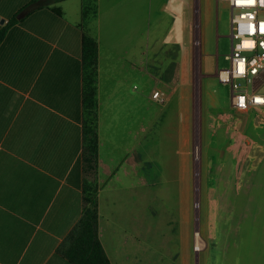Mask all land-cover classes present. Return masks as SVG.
Masks as SVG:
<instances>
[{"label":"rangeland","instance_id":"374dc122","mask_svg":"<svg viewBox=\"0 0 264 264\" xmlns=\"http://www.w3.org/2000/svg\"><path fill=\"white\" fill-rule=\"evenodd\" d=\"M132 15L137 157L121 164L102 193L112 196L104 219L122 225L115 240L108 233L112 264H264V119L252 126L255 142L244 156L245 115L230 105V84L215 75L229 66L230 7L223 0H137Z\"/></svg>","mask_w":264,"mask_h":264},{"label":"crops","instance_id":"0c3cea01","mask_svg":"<svg viewBox=\"0 0 264 264\" xmlns=\"http://www.w3.org/2000/svg\"><path fill=\"white\" fill-rule=\"evenodd\" d=\"M136 1L63 0L43 5V0H0V28L30 8L0 42V264H71L56 250L80 219L84 205L83 31L97 42L98 147L93 179L98 237L112 264L108 233L115 240L122 225L104 219L108 215L102 206L112 196L102 193L117 178L121 164L128 160L132 165L137 157L138 44L132 17ZM87 4L95 14L83 19ZM52 5L61 8V16L50 9ZM182 69L178 98L184 101L186 69ZM177 83L167 86L174 89ZM242 112L247 157L255 142L252 126H261L264 105ZM182 135L184 146L185 120ZM128 215L131 229L135 213L130 209ZM116 246L119 254V244L113 250Z\"/></svg>","mask_w":264,"mask_h":264},{"label":"trees","instance_id":"16d2710c","mask_svg":"<svg viewBox=\"0 0 264 264\" xmlns=\"http://www.w3.org/2000/svg\"><path fill=\"white\" fill-rule=\"evenodd\" d=\"M38 0H31L36 2ZM63 0H43V5H50ZM50 9L61 16L59 6ZM95 14V8L89 4L83 6L82 16L87 19ZM16 16L8 19L0 28V42L9 26L17 22ZM81 60L83 67V126L82 154L83 170V210L80 219L57 248V253L71 264H111L98 237L97 186L93 175L97 162L98 137L96 131L95 77L97 71V42L93 36L83 31L81 35ZM91 114V116L89 115ZM86 115L90 116L87 120ZM90 120V122H89Z\"/></svg>","mask_w":264,"mask_h":264},{"label":"built area","instance_id":"2783aa9c","mask_svg":"<svg viewBox=\"0 0 264 264\" xmlns=\"http://www.w3.org/2000/svg\"><path fill=\"white\" fill-rule=\"evenodd\" d=\"M223 1L230 7L229 66L216 68L215 75L230 84V105L242 112L264 105V0Z\"/></svg>","mask_w":264,"mask_h":264},{"label":"water","instance_id":"95a60500","mask_svg":"<svg viewBox=\"0 0 264 264\" xmlns=\"http://www.w3.org/2000/svg\"><path fill=\"white\" fill-rule=\"evenodd\" d=\"M29 10H30V8L25 9V10L22 11L20 14H18L16 18H18V19L21 18V17H22L25 13H27Z\"/></svg>","mask_w":264,"mask_h":264},{"label":"bare ground","instance_id":"6f19581e","mask_svg":"<svg viewBox=\"0 0 264 264\" xmlns=\"http://www.w3.org/2000/svg\"><path fill=\"white\" fill-rule=\"evenodd\" d=\"M196 235H197V234H196ZM196 244H197L196 248H199V244H198V237H197Z\"/></svg>","mask_w":264,"mask_h":264}]
</instances>
